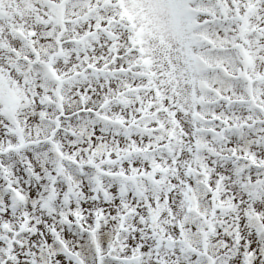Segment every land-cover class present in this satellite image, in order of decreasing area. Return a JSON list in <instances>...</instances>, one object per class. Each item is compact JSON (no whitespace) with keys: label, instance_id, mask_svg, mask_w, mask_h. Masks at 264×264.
I'll list each match as a JSON object with an SVG mask.
<instances>
[{"label":"snow or ice","instance_id":"obj_1","mask_svg":"<svg viewBox=\"0 0 264 264\" xmlns=\"http://www.w3.org/2000/svg\"><path fill=\"white\" fill-rule=\"evenodd\" d=\"M0 264H264V0H0Z\"/></svg>","mask_w":264,"mask_h":264}]
</instances>
